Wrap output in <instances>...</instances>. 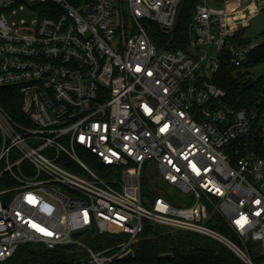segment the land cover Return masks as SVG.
Returning a JSON list of instances; mask_svg holds the SVG:
<instances>
[{"label":"built area","instance_id":"obj_1","mask_svg":"<svg viewBox=\"0 0 264 264\" xmlns=\"http://www.w3.org/2000/svg\"><path fill=\"white\" fill-rule=\"evenodd\" d=\"M183 1L0 0V264L30 243L127 264L149 224L264 264V41L246 36L264 0H203L186 50L158 47L152 24L171 31ZM225 62L255 88L242 106L215 83ZM145 181L190 201H149ZM102 236L124 238L97 251Z\"/></svg>","mask_w":264,"mask_h":264},{"label":"trees","instance_id":"obj_2","mask_svg":"<svg viewBox=\"0 0 264 264\" xmlns=\"http://www.w3.org/2000/svg\"><path fill=\"white\" fill-rule=\"evenodd\" d=\"M203 0H184L178 15L175 27L171 31L163 30L157 24L151 26V37L160 48L186 50L190 34L189 25L195 14L196 6ZM222 4L225 0H213ZM242 31L241 33H244ZM264 62V50L259 59L252 63ZM215 83L224 88L228 93L231 103L238 106L245 104V98L254 95L255 88L249 82H238L234 75L233 67L225 62L215 77ZM4 93L11 95L9 90ZM251 96V97H252ZM8 97V98H7ZM5 99L9 101V96ZM157 194L153 191L148 181L144 182V196L153 199ZM148 200V199H147ZM210 226L218 232L234 238L226 223L214 215ZM124 237L109 238L93 241L97 251L109 249L114 251ZM133 256L127 260H119L127 264H247L239 255L221 241L199 233L174 230L158 224L147 225L139 240L133 245ZM25 252L19 250L12 262L17 264L24 257ZM76 249L71 246H62L54 250L35 249L29 252L25 262L35 261L39 264H71L76 258Z\"/></svg>","mask_w":264,"mask_h":264},{"label":"rangeland","instance_id":"obj_3","mask_svg":"<svg viewBox=\"0 0 264 264\" xmlns=\"http://www.w3.org/2000/svg\"><path fill=\"white\" fill-rule=\"evenodd\" d=\"M207 2L209 4L215 3V1L213 0H207ZM26 18L29 19L28 16ZM246 36L253 41H255L256 39H258V41L260 42L264 41V11H262L255 19H253L250 27L246 29ZM201 47H202L200 50L201 55H203L204 53H208L210 55L216 54L217 48L213 45H205ZM252 73L255 75L256 78L262 76L264 73V64L252 69ZM156 185H157V182H156ZM149 186L153 191H155L157 195H160V194L168 195L174 200H176L178 203L188 204L190 201L188 196L181 193L180 191L174 190L172 187L168 185H163L161 189L158 186L159 191L158 190L156 191L153 188L151 182H149ZM155 196L156 195H154L153 197ZM147 199L149 201L151 200L149 197ZM35 249H37V245L32 244V243L23 245L21 247V250H23L25 254H28L31 250H35Z\"/></svg>","mask_w":264,"mask_h":264},{"label":"water","instance_id":"obj_4","mask_svg":"<svg viewBox=\"0 0 264 264\" xmlns=\"http://www.w3.org/2000/svg\"><path fill=\"white\" fill-rule=\"evenodd\" d=\"M85 232H86V231L77 232V233L74 234V236H75V237H79L80 235L84 234ZM132 256H133V253L130 252L128 255H126V256L124 257V259H130V258H132Z\"/></svg>","mask_w":264,"mask_h":264}]
</instances>
